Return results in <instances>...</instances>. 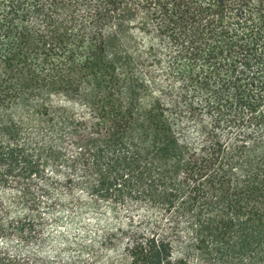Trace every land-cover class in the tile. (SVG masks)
Instances as JSON below:
<instances>
[{
  "label": "trees",
  "instance_id": "1",
  "mask_svg": "<svg viewBox=\"0 0 264 264\" xmlns=\"http://www.w3.org/2000/svg\"><path fill=\"white\" fill-rule=\"evenodd\" d=\"M0 264H264V0H0Z\"/></svg>",
  "mask_w": 264,
  "mask_h": 264
}]
</instances>
